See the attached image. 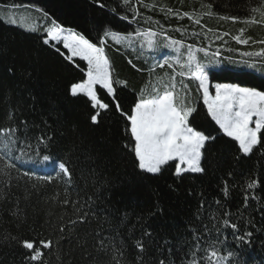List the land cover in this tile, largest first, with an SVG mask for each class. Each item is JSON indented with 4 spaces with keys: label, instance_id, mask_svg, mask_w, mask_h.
<instances>
[{
    "label": "trees",
    "instance_id": "obj_1",
    "mask_svg": "<svg viewBox=\"0 0 264 264\" xmlns=\"http://www.w3.org/2000/svg\"><path fill=\"white\" fill-rule=\"evenodd\" d=\"M131 5L138 12L135 21L123 0H0L2 10H30L38 18L35 32L0 20V131L17 129L15 135L9 132L8 139L33 145L21 155L15 143L0 139V154L21 156L13 168L5 167L6 159L0 162V264H160L161 259L180 264L196 243L194 235L201 237V248L210 253L208 242L217 236L215 225L224 233L218 256L239 249L241 259L230 258L232 264H264V147L257 145L245 155L236 141L222 133L208 115L187 65L191 47L196 55L207 52V60L241 66L247 61L264 68L260 55L264 0H131ZM169 8L172 13L166 12ZM177 11L181 16L188 12L192 19L178 18ZM197 18L199 25L194 23ZM52 21L105 48L115 93L109 95L99 85L96 90L107 109L93 108L82 94L71 95V87L86 80L87 64L78 58L68 60L62 43H43ZM106 31L122 36L131 32L133 47L116 44L104 36ZM149 31L160 40L181 42L178 55L164 56L173 68L149 73L160 58L148 51L142 37ZM237 36L248 43H240ZM246 52L251 55H243ZM181 70L183 78L178 75ZM174 73L177 91L195 109L189 126L214 139L202 150L203 172L177 176L176 162L170 161L160 173H146L138 169L130 122L122 113H130L141 93L148 98L154 87L163 92ZM208 74L210 90L221 83L264 91V77L247 70L223 68ZM97 112L93 123L91 117ZM41 137H51L47 148L37 147ZM44 155L64 163L68 172L54 163L45 165ZM253 182L255 187L248 189ZM84 212H89L88 219L79 223ZM225 218L240 225L241 233L252 231L250 240L235 241L230 227H223ZM249 219L254 227L247 224ZM102 238L105 247L100 245ZM24 241L35 242L41 261H29ZM40 241L51 244L43 247ZM137 242L144 245L143 252Z\"/></svg>",
    "mask_w": 264,
    "mask_h": 264
},
{
    "label": "snow or ice",
    "instance_id": "obj_2",
    "mask_svg": "<svg viewBox=\"0 0 264 264\" xmlns=\"http://www.w3.org/2000/svg\"><path fill=\"white\" fill-rule=\"evenodd\" d=\"M98 2V0H97ZM141 3L142 0H137ZM123 5L128 11L132 13L133 21L138 15L137 10L132 7L131 0H123ZM106 5L100 4L101 8ZM12 7H18L12 5ZM148 7V5H144ZM210 7V6H209ZM258 9H254L256 11ZM38 12L42 11L37 9ZM114 11V10H113ZM167 13H172L171 8L166 10ZM176 16L180 19L188 17L192 19L188 12H184L183 16L177 11ZM43 17L46 19L48 13L44 12ZM261 17L264 18V12H261ZM122 19L128 20L127 16H123ZM150 20V18H148ZM9 22L13 25L17 24V20L14 16L9 17ZM194 23L199 25L200 19H195ZM35 32V28L27 29ZM47 32V39H44L45 45L49 44V41H55L62 43L65 49H68L70 55L67 57L68 60H72L74 57H78L81 61L87 63V79L82 83H76L71 87V94L76 96L78 93H82L88 97L91 101V105L95 109H107L108 104L102 102L98 97L96 86L99 85L101 89H105L107 94L114 95L115 89L114 84L116 81L110 71V62L105 54V48L98 46L96 43L91 42L85 38L84 35L77 32L66 30L55 21H52V26L45 29ZM136 35L141 33L136 32ZM145 35L147 47L153 49L158 47L155 45L152 37L156 35L155 32L149 31ZM195 35V33H194ZM104 36H110L112 40L118 45H125L127 47H133L131 42L132 33L130 32L127 36H122L118 31H106ZM218 39L220 37H217ZM242 44H247L248 40L241 39V37H235ZM104 41L101 40V44ZM181 42L176 39L168 41L166 47L168 49L173 46L179 45ZM59 50V49H57ZM196 51H205L204 49H196ZM215 53L214 55H217ZM205 52V56H207ZM245 56L251 55L250 53H243ZM264 55V50L260 53ZM153 59H156L155 56ZM162 61V62H161ZM131 63V61H129ZM147 63V61H145ZM236 63V61H231ZM222 62L209 61L208 65H204L197 61L196 55L189 47L187 65L191 72L192 79L198 81V88L202 90L203 104L207 107V113L211 116L212 120L215 121L219 129L222 130L223 134L232 140L238 142L239 151L243 154H250L253 152L257 145L264 147V137L261 136L262 130H264V91H258L255 88L239 87L233 84H215V94H210L209 91V72L212 67L220 66ZM249 68H254V65L244 62ZM134 68L135 64L132 65ZM165 66L173 68V63H170L169 59H165L164 55L161 54L159 60L151 65L148 69L149 73L152 74L156 68L164 69ZM184 64L180 65L183 69ZM141 71V69H137ZM176 73H174L168 83L164 84V91L161 92L159 88H153L149 93L148 98L141 93L140 98L134 103V107L130 110V113H122L126 115L127 120L130 122V133L131 137L134 138V156L138 165V169L150 173L157 174L162 171L163 166L167 165L170 161H178L175 164V173L179 176L181 173H201L204 169L201 167V160L203 151L206 147V142L210 139H214L209 135H205L201 131L194 130L193 127L189 126V117L195 111L194 108L187 105L185 97L177 91L175 83ZM178 75L183 78L185 72L181 70ZM180 84L182 88H187L181 79ZM119 109V104L116 105ZM93 115L91 120L93 123L97 122V116ZM255 118V119H254ZM254 125V126H251ZM11 131L15 135L17 129H4L0 131V139H4L7 143H15L17 148L20 150L21 155L26 154L27 151L33 149V145L24 141L19 140L12 141L8 139V134ZM51 137H41L37 141V147L41 144L44 148L48 147V142ZM9 161L5 164L6 168L15 167V162L21 159L20 155H9L8 152L0 154V162L4 160ZM44 164L54 163L61 172L67 173L68 169L64 163H57L55 160H50L49 155L43 156ZM184 165L185 167H182ZM25 176H28V172H25ZM29 179L31 177H28ZM45 177L44 179H49ZM255 183H249L248 189H253ZM99 191V189L97 190ZM248 196L244 197L245 205L248 202ZM67 203V201H65ZM218 203V202H217ZM203 206V204L201 205ZM223 215L227 217L228 212H224ZM264 215V214H262ZM89 212H84L79 220V223H85L88 219ZM127 219V216L124 217ZM76 224L77 221H73ZM248 225L254 227L253 220L247 221ZM223 227H230L232 231V237L235 241L243 244L250 240L253 235L252 231L241 233L240 225L235 222L230 223L229 219H223ZM217 236L215 240L208 242V247L211 248L210 253L201 248V237L194 235L193 239L196 241L191 246L188 252L184 253V257L181 259L180 264H223L225 260L232 264L230 258L235 257L236 261L239 262L241 259L239 249H230L227 256H218L220 249L217 247L224 243L220 239L221 235H224L220 226H214ZM63 229L61 232L63 233ZM150 235V233H145ZM165 243H168L165 241ZM43 247H49L50 241H40ZM101 247H105L104 239L100 240ZM23 247L28 252V259L30 262L41 261L42 252L36 247L35 242L24 241ZM137 247L143 252L144 245L137 242ZM179 252L180 249L178 248ZM171 255V249H169ZM212 258H216L213 261ZM42 264V261H41ZM160 264H165L163 259L160 260ZM168 264H175L174 260H169Z\"/></svg>",
    "mask_w": 264,
    "mask_h": 264
},
{
    "label": "rangeland",
    "instance_id": "obj_3",
    "mask_svg": "<svg viewBox=\"0 0 264 264\" xmlns=\"http://www.w3.org/2000/svg\"><path fill=\"white\" fill-rule=\"evenodd\" d=\"M31 13H32V11H30V10L18 11V10H11V9H7V10L0 9V20L4 21L5 23H7L9 25H13V24H11L9 22V17L14 16V18L17 20V24H15L13 26H18V27H21V28L27 30V29H30V28H34V26H36V24H37L36 23V19H35L37 17H35ZM152 39L154 40L155 45H157L158 47H154L153 49H149V48H147V49H148V51L149 50H153L154 52L157 53L158 56H161V54H163L165 56L166 54H171V53H175L176 55H178L181 52V45L173 46V48L168 49L166 47V45H167L169 40H164V39L160 40V38H158L156 35L154 37H152ZM49 42H52V41H49ZM52 43H57V42H52ZM193 52H195V51H193ZM176 55L173 58L174 60L177 59ZM76 58H78V57H76ZM196 58H197L198 62H200V63H202L204 65H208L210 60L213 61V62H217V61L222 62L220 66L212 67L211 70H220V69H223V68H228V69H231V70H234V71L247 70V71L253 72V73L257 74V75H260V76L264 77V68L261 67V66H254V68H249L246 65H243V66H241V65H233V64H231V63H229L227 61L220 60V59H217V58H208V60H207V56H205L204 53H199L198 55H196ZM86 79H87V77H86ZM200 91H201L202 102H203L202 90L200 89ZM209 91H210V94L214 95L215 94V85L212 86V90H210V88H209ZM79 94H82V93H78L77 95H79ZM204 106L206 107V105H204ZM245 155H247V154H245ZM175 162L178 163V161H175ZM182 167H185V166L182 165Z\"/></svg>",
    "mask_w": 264,
    "mask_h": 264
},
{
    "label": "crops",
    "instance_id": "obj_4",
    "mask_svg": "<svg viewBox=\"0 0 264 264\" xmlns=\"http://www.w3.org/2000/svg\"><path fill=\"white\" fill-rule=\"evenodd\" d=\"M147 32H145V33H143V35H142V37L143 38H145V35L144 34H146ZM63 45V44H62ZM67 50V52H68V54L70 55V53H69V51H68V49H66ZM74 58H76V57H74ZM85 62V61H84ZM86 63V62H85ZM87 64V63H86ZM211 117V116H210ZM212 119V118H211ZM215 122V121H214ZM253 126V125H252Z\"/></svg>",
    "mask_w": 264,
    "mask_h": 264
},
{
    "label": "built area",
    "instance_id": "obj_5",
    "mask_svg": "<svg viewBox=\"0 0 264 264\" xmlns=\"http://www.w3.org/2000/svg\"><path fill=\"white\" fill-rule=\"evenodd\" d=\"M51 41V40H50ZM52 42H55V41H52Z\"/></svg>",
    "mask_w": 264,
    "mask_h": 264
}]
</instances>
